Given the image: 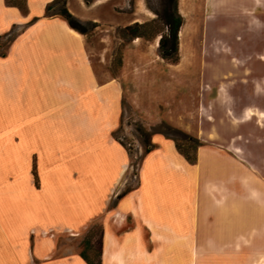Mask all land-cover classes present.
<instances>
[{
    "label": "crops",
    "instance_id": "crops-1",
    "mask_svg": "<svg viewBox=\"0 0 264 264\" xmlns=\"http://www.w3.org/2000/svg\"><path fill=\"white\" fill-rule=\"evenodd\" d=\"M48 1L26 0L22 11L0 0V36L22 24L0 54V184L6 177L16 186L12 193L0 188V209L13 219L0 218V264H89L80 252L53 256L39 245L34 260L26 230L73 229L98 215L104 219L101 264H144L152 258L168 259L164 264H264L263 136L252 139L245 155L233 137L199 145L190 162L173 138L156 131L135 184L111 207L112 197L124 190L130 164L113 133L124 87L119 77L96 72L83 32L62 16L44 14ZM184 1H203L207 10L214 2L240 3L234 7L240 15L264 6V0ZM82 2L66 5L83 20L76 8ZM126 218L131 226L116 232L113 224ZM178 237L180 252L146 249L137 255L145 241Z\"/></svg>",
    "mask_w": 264,
    "mask_h": 264
},
{
    "label": "rangeland",
    "instance_id": "rangeland-1",
    "mask_svg": "<svg viewBox=\"0 0 264 264\" xmlns=\"http://www.w3.org/2000/svg\"><path fill=\"white\" fill-rule=\"evenodd\" d=\"M156 1L85 0V4L82 2V6L76 7L86 16L84 21L94 17L97 23L94 27L87 23L89 29L84 33L87 54L96 72L119 77L124 87L123 111L114 136L125 145L130 156L126 190L135 184L137 168L145 153L146 143L139 125L149 131L159 130L183 145L187 139L182 133L196 136L206 144H224L227 138L233 137L245 150L244 155L253 144L252 139L264 137V6L254 5L252 14L240 15L234 10L240 3L214 2L207 10V3L203 1L178 0L185 35L178 36L179 59L171 62L159 54L158 33L149 38L131 37L122 29L134 20L150 19H154L155 27H164L149 6ZM21 27L22 24L14 23L0 36V54L5 53ZM16 148L21 152L20 147ZM188 151L194 152L190 147ZM32 164L37 186L39 180ZM8 179L3 178L0 188H8L12 193V187L16 189V186ZM63 193L61 190L60 194ZM120 193L112 197L111 207ZM3 198L7 200L9 196ZM71 199L63 201L72 203ZM106 216L112 220L108 213ZM1 217L13 221L4 208L0 209ZM103 222V217L98 215L73 229L31 226L26 230L31 240L28 250L34 260L39 245L43 250H50L53 256L84 250L97 261ZM120 223L112 226L118 233L131 226V219ZM142 234L146 239L147 232L144 230ZM143 244L141 249L137 248V255L146 249L180 252L183 246L179 237ZM189 245L190 249L195 248V242ZM165 261L160 263L152 258L144 264Z\"/></svg>",
    "mask_w": 264,
    "mask_h": 264
},
{
    "label": "trees",
    "instance_id": "trees-1",
    "mask_svg": "<svg viewBox=\"0 0 264 264\" xmlns=\"http://www.w3.org/2000/svg\"><path fill=\"white\" fill-rule=\"evenodd\" d=\"M6 1L10 4L17 5L22 11L27 10L26 0ZM149 6L156 13L157 18L164 24V27H155L153 24L154 19H150L143 21L134 20L131 23L123 25L122 29L127 31L131 37L144 36L149 38L155 36L158 33L159 54L171 62H177L179 59L178 36L180 37V30L182 28L181 26H183L181 25L182 14L178 9V0H157L155 4H150ZM44 14L62 16L66 19L71 27L83 33H86L89 29L87 23H90L92 27L97 24L96 21L89 20L86 22L76 16L67 7L66 0L48 1L45 5ZM139 130L144 135V140L146 143L144 152H147L155 145L151 141V134L159 130L149 131L141 125H139ZM182 137L186 138L187 142L183 145L179 141L175 140V145L177 149L187 158V160L194 162L196 160L197 147L199 145L205 144V142L188 133H182ZM188 147L193 148L194 152L192 154L189 153ZM124 192H126V189H124L118 196H121ZM80 254L89 264H101L100 257H98L97 261H94L92 258H90L86 251L81 250Z\"/></svg>",
    "mask_w": 264,
    "mask_h": 264
},
{
    "label": "bare ground",
    "instance_id": "bare-ground-1",
    "mask_svg": "<svg viewBox=\"0 0 264 264\" xmlns=\"http://www.w3.org/2000/svg\"><path fill=\"white\" fill-rule=\"evenodd\" d=\"M103 1H105V0H98V2H103ZM184 25L182 26V28H181V30H180V38H182V37H184V35H185V30H184ZM77 33V32H76ZM80 34V33H79ZM184 39V38H183ZM157 41H158V39H157ZM183 47V46H182ZM184 50V49H183ZM185 52V51H184ZM187 52V51H186ZM186 52H185V54H186Z\"/></svg>",
    "mask_w": 264,
    "mask_h": 264
}]
</instances>
